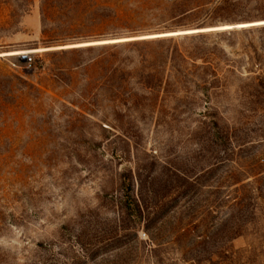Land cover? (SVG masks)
Here are the masks:
<instances>
[{"label":"rangeland","instance_id":"374dc122","mask_svg":"<svg viewBox=\"0 0 264 264\" xmlns=\"http://www.w3.org/2000/svg\"><path fill=\"white\" fill-rule=\"evenodd\" d=\"M259 21L0 0V264H264V23L199 30Z\"/></svg>","mask_w":264,"mask_h":264},{"label":"bare ground","instance_id":"6f19581e","mask_svg":"<svg viewBox=\"0 0 264 264\" xmlns=\"http://www.w3.org/2000/svg\"><path fill=\"white\" fill-rule=\"evenodd\" d=\"M257 23H264V21H259V22H246V23H236V24H227V25H222V26H217V27H211V28H202L199 30H203V31H208L211 29H225V28H243V27H247V26H251V25H255ZM192 31H196V29L194 30H187V32H192ZM175 32H168V33H162L163 35H172ZM109 41H122V39H113V40H103V41H96V42H90V43H106ZM89 42H84V43H79L77 45L80 46H85V45H90ZM45 49V48H42ZM48 49V48H46ZM37 50L40 49H29V50H15V51H7V52H2L0 53V56H12V55H20L21 57H23L25 54H29L31 52H36Z\"/></svg>","mask_w":264,"mask_h":264},{"label":"trees","instance_id":"16d2710c","mask_svg":"<svg viewBox=\"0 0 264 264\" xmlns=\"http://www.w3.org/2000/svg\"><path fill=\"white\" fill-rule=\"evenodd\" d=\"M22 66H25V67H30L32 66L34 63L32 62L31 59H25L21 62ZM132 188L131 186L129 185L128 187L125 188V195L127 197V199L130 198V192H131ZM140 215H141V212H140Z\"/></svg>","mask_w":264,"mask_h":264},{"label":"built area","instance_id":"2783aa9c","mask_svg":"<svg viewBox=\"0 0 264 264\" xmlns=\"http://www.w3.org/2000/svg\"><path fill=\"white\" fill-rule=\"evenodd\" d=\"M22 58H24V59H30V56H29V54H25V57L23 56Z\"/></svg>","mask_w":264,"mask_h":264},{"label":"water","instance_id":"95a60500","mask_svg":"<svg viewBox=\"0 0 264 264\" xmlns=\"http://www.w3.org/2000/svg\"><path fill=\"white\" fill-rule=\"evenodd\" d=\"M24 57H25V55H24Z\"/></svg>","mask_w":264,"mask_h":264}]
</instances>
